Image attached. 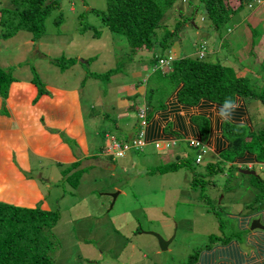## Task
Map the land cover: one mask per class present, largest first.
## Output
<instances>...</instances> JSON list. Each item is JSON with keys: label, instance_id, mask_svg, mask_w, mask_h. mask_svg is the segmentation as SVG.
Listing matches in <instances>:
<instances>
[{"label": "rangeland", "instance_id": "rangeland-1", "mask_svg": "<svg viewBox=\"0 0 264 264\" xmlns=\"http://www.w3.org/2000/svg\"><path fill=\"white\" fill-rule=\"evenodd\" d=\"M58 1L60 7L46 19L47 30L39 41L31 44V34L26 31L6 39L0 37V68L11 70L10 73L17 81H33L38 77L42 85L53 83L79 87L82 102L93 104L98 114L103 113L104 106L112 107L108 111L106 128L99 139L106 137L109 140L110 135L106 136V131L121 139L118 130L120 122H115L117 112L114 110L118 104H124L118 99L124 95L121 90L115 95L112 84L116 79L125 83L133 81L132 66L141 60L140 53H132L125 35L105 28L101 16L91 11V8L105 11L107 0ZM259 1L263 0H255L253 5L242 9L226 26L222 36L227 43L228 35L238 38L234 46L233 42L226 44L222 52L236 58L233 63L238 70L243 68L241 75H246L247 69L254 67V75L249 77L257 89L264 87V44L259 46L264 41V25L259 23L260 19H264V5ZM12 3L13 0H0V9H9L13 7ZM199 5L202 6L200 0H180L179 7L171 8L162 21L175 30L181 17H192L174 35V46L165 51H171L175 59L184 57V54L196 56L195 52L202 41H220L219 33L211 26L204 10H199ZM230 5L237 6V1H230ZM254 7L257 8L256 13L252 14ZM60 14L64 21L58 25L56 18ZM80 14L84 16L81 19ZM86 24L103 29L102 35L97 37L92 30L82 31L80 26ZM229 28L231 31H228ZM165 32V27L159 28L156 40L159 41ZM254 42L256 45L253 47ZM160 49L158 46L146 52L152 56ZM255 50L257 54L261 53L257 61H253V57L246 59L244 53ZM224 56L222 63L231 66L225 62ZM212 57L211 54L208 59L213 60ZM58 59L65 65V72L55 64ZM72 61L76 63L72 64ZM147 61L142 60L143 65L140 67L145 66ZM151 65L153 67L148 68L149 75L142 78L140 83L149 90V96L153 93L160 101L167 93V88L162 81L160 85L164 89H161L158 84L160 80L153 70L154 64ZM113 68L119 72L114 74L111 81L97 76ZM161 69L163 72L169 70L167 67ZM18 87L28 89L31 93L36 91V87L30 84L15 86ZM153 87L156 88L151 90ZM152 106L159 107L155 100ZM248 107L254 120L253 125L259 129L264 124V104L252 98L248 99ZM94 124L102 127L104 122L98 116ZM137 136L138 132L133 139ZM177 150L187 151L185 157L196 158L199 153L197 148L189 147L181 140L168 151L147 145L143 150H132L124 157H112L115 158L113 161L101 153L96 158L101 160L86 170L78 187L67 180V168L56 170L52 165L46 168L44 164L39 169L41 177L38 181L51 209L60 213L59 221L51 233H46L51 239L50 253L55 263L191 264L192 257L200 248L211 245L213 234L226 237L240 232L238 216L254 212L251 208L255 207L251 205L260 193L254 176L244 174L240 169L236 171L227 164L224 171L212 177V184L204 183L194 187L196 178L186 167L175 172L150 173L156 166L177 160ZM202 159L201 164L194 163L199 172L205 171L206 163L216 161L217 157L211 152H204ZM255 170L264 179V168L256 166ZM50 172L57 174L52 175ZM62 172L66 175L65 179L60 176ZM50 177L51 183L45 181ZM200 177L199 180L207 179ZM116 192L119 195L114 202L112 194ZM220 222H223V228ZM151 232L166 240L173 238L166 250L161 248L159 239ZM242 235L246 237L247 234Z\"/></svg>", "mask_w": 264, "mask_h": 264}, {"label": "trees", "instance_id": "trees-1", "mask_svg": "<svg viewBox=\"0 0 264 264\" xmlns=\"http://www.w3.org/2000/svg\"><path fill=\"white\" fill-rule=\"evenodd\" d=\"M230 1H237V6L230 5ZM200 2L202 6H198L199 10H204L211 22V26L219 33L220 41L216 43L202 41L198 45L199 48L197 50L198 52L203 51V57L197 52L196 56L187 55L176 58L172 67L167 72L159 70L163 72L162 77L170 83L174 90L177 89L178 100L184 105L194 106L202 100L223 105L226 99L230 98L236 101L238 96L250 99L256 98L264 104V87L257 89L250 77L241 76L233 66L222 63L221 59L224 54L225 57L231 55L223 52L220 55L217 54L218 49L223 50L226 44L230 45L228 36V43L226 42V38L224 40L222 37L226 26L234 20L242 9L249 7L254 0H200ZM107 3L105 11L98 10L97 8H91V11L101 16L102 25L105 28L111 32L125 35L132 53L147 50L153 51L159 46L161 49L150 58V62L154 66L158 63L161 56L168 54L165 51L170 50L174 46V35L186 23L192 20L191 16L184 19L181 17L174 27L175 30L170 29L168 25L162 23L171 8L174 6L179 7L180 0H107ZM12 5L13 7L9 9H0V37L6 39L15 36L20 31H26L31 34V39L34 42L39 41L46 33V19L55 9L60 7L58 0H13ZM83 17V14L79 15L80 19ZM63 21V15L60 14L56 18V23L60 25ZM161 27H165L166 32L158 41L155 36L157 30ZM80 29L82 31L92 30L93 35L97 37H100L104 31L93 24L81 25ZM255 45L254 42L253 47ZM211 54L214 56V58L212 57L213 60L208 59L211 57ZM71 63L75 64L76 62L72 61ZM55 64L61 69H65V65L61 60L58 59V61H55ZM10 72L11 70L0 68V93L4 99L9 95L11 84L17 81ZM118 72V69L113 68L103 74L99 73L97 76L105 80L110 79L112 75ZM33 83L39 88L38 95L34 100V102H37L47 90L38 77L33 79ZM24 85L26 86L27 84ZM152 104L153 97L150 94L147 98L148 110L150 112L148 111L147 113L146 122L147 118L151 116ZM244 113V108L240 107L237 109L239 118ZM248 113V116H250V109ZM137 115L140 129L142 119L139 117V111ZM196 121L199 124L200 132L207 137L210 132L209 120L199 116L196 117ZM253 122L254 120L251 115L249 124L244 122H226L224 124L223 134L228 140V146L221 152L219 160L206 163L205 171L199 172L194 166V163L201 164L203 160L197 163L196 159L202 154V150L197 148L199 153L196 158L177 157V160L173 162L154 167L150 173L175 172L186 167L193 172V176L196 178L194 180L195 187L204 183L207 185L212 184V177L224 171L227 164L232 169H236V171L240 169L241 163L252 161L255 164H264V124L259 129H256ZM145 138L148 140L147 131ZM253 156L254 160L251 158ZM89 167L84 165L82 160L66 166L67 180L74 187H78L83 174ZM200 176H204L207 179L202 178L199 180ZM253 179H255V182L260 187V193L251 205L255 207L251 208L254 212L243 213L238 216L240 232L237 231L226 237L213 234L214 239L211 245L200 248L196 255L192 257L191 264L200 262L199 259L203 257V253L207 249L211 250L212 247H225L228 245L232 249L220 251L218 256L222 260H243L240 258V246L242 243H247L246 238L249 232H251L249 231V226L251 225V221L249 220L255 219L256 216L251 219L253 213L264 210V179L258 174ZM59 218L60 213L53 209H45L39 205L35 207L18 206L0 201V264H56L50 253L51 239L48 238L46 233H51ZM260 218L262 219L261 222L264 223V217L260 216ZM220 227H224L223 222H220ZM243 233L247 234L246 237L242 235ZM207 252L205 253V255L207 254L206 256H208ZM236 253L237 255L234 256ZM205 261H208L210 264L215 260Z\"/></svg>", "mask_w": 264, "mask_h": 264}, {"label": "crops", "instance_id": "crops-1", "mask_svg": "<svg viewBox=\"0 0 264 264\" xmlns=\"http://www.w3.org/2000/svg\"><path fill=\"white\" fill-rule=\"evenodd\" d=\"M256 9L252 14L256 13ZM259 23L264 25V19H260ZM228 38L230 44L232 42L234 44L238 39L229 35ZM33 43L35 42L31 39V44ZM263 44L264 41L260 42L259 46L262 47ZM256 48L259 49V47ZM222 51V49H218L217 54L220 55ZM197 52L198 50H196L195 55ZM139 53L141 60L132 66L134 68L131 72L133 81L125 83L123 80L120 82L116 79L112 84L115 95L119 90L124 95V97L118 98L124 104H118L117 109L114 110L117 112L115 122H120L118 123V130L121 139L107 131L106 136L110 135L109 140L106 137L102 140L99 139L106 128L108 111L112 107L104 106L103 113L98 114L93 108V104L82 102V91L79 87L71 88V86L63 84L45 83L46 93L37 102H34L39 88L33 81H15L11 84L6 99L0 94V201L18 206L35 207L39 205L45 209H51L38 181L41 177L39 169L43 168L44 164L46 168L52 165L57 170L82 160L84 165L93 167L99 162L97 160H101L100 158L96 159L101 153L103 156L113 157L105 154L111 138L118 139L120 142H129L136 136L139 132L137 112L141 106L147 104L149 96V90L140 82L142 78L145 79L149 75L148 68L153 67L149 60L151 56L146 51ZM244 55L246 59L253 57V61H257V57L259 58L261 53L257 54L256 50L254 52L246 51ZM235 59L232 56L225 57V62L232 64L231 66L241 75L243 68L240 70L236 68L233 63ZM142 60L148 61L145 66L140 67L143 65ZM162 73L161 71L155 72L158 81L160 80L158 84L160 85L164 81L167 93L163 98L160 97V101L152 95L153 101L155 100L159 107H153L150 118H147L146 131L149 145H153L158 140L177 139L186 142L189 147L201 149L202 146H206V152H211L218 160L221 152L228 146V140L223 134L224 124L226 122L250 123L251 114L248 116L249 109H246L249 108L248 99L250 98L238 96L236 102L239 107L232 112L230 120L222 121L216 115L221 105L214 102L202 100L194 106L181 104L177 97V89L174 90L170 83L166 82L167 80L162 77ZM250 75H254V67H249L247 74L241 76L249 77ZM113 76L109 79L110 81ZM118 82L120 85L117 87ZM19 84L33 85L36 87V91L31 93L23 87L15 88ZM156 87L151 88V90ZM161 89L164 88L161 87ZM240 107L245 109L241 118L237 115V109ZM98 116L104 122L102 127L94 124ZM199 116L207 118L210 122V132L207 137L200 132L199 124L196 121V117ZM99 148H101L100 152H98ZM96 152L99 154H95ZM176 152H178L177 157H185L187 153V151L179 150ZM251 158L254 160V156ZM113 160L115 158H112ZM109 166L113 165L109 164ZM256 166L261 169L264 168V164H255L252 161L240 164V168L254 171H256ZM50 173L52 175L57 174V172ZM60 176L62 179L66 178L63 172L60 173ZM45 181L51 183L52 177L46 178ZM254 216H256L255 219L262 220L260 216L264 217V210L253 213L251 219ZM249 221L252 223L253 220ZM246 239L247 243L243 244L245 247L240 246V258L243 260H222L218 253L231 250L232 248L228 245L212 247L211 250L207 249L208 252H206L209 257L206 256L207 254L205 255V252L204 255L202 254L203 257L199 259L200 262L195 264H209L205 260H215L210 264H264V228L251 229ZM236 255L237 253L234 256Z\"/></svg>", "mask_w": 264, "mask_h": 264}, {"label": "built area", "instance_id": "built-area-1", "mask_svg": "<svg viewBox=\"0 0 264 264\" xmlns=\"http://www.w3.org/2000/svg\"><path fill=\"white\" fill-rule=\"evenodd\" d=\"M264 4V0L260 1ZM199 55L201 57L204 56L203 51L201 50L199 52ZM175 61V58L172 56L171 51L168 52L167 55H163L159 58L158 63L154 66L155 72L156 70H162L161 68L167 67L170 69ZM158 68V69H156ZM163 71V70H162ZM148 113V107L144 105L140 111H139V117L142 119V126L139 129L138 136L130 140L129 142H126L125 144L121 143L118 139H113L111 138L110 144L105 150V154L114 156V157H123L126 155L128 150H143L147 145L150 143L148 140L145 138V133H146V127H147V122H146V116ZM177 139H172V140H158L153 143L156 149L158 150H171L174 146L178 144ZM206 146H202L201 150L202 153L206 152ZM202 160V154L199 155V157L196 159V161L199 163Z\"/></svg>", "mask_w": 264, "mask_h": 264}, {"label": "water", "instance_id": "water-1", "mask_svg": "<svg viewBox=\"0 0 264 264\" xmlns=\"http://www.w3.org/2000/svg\"><path fill=\"white\" fill-rule=\"evenodd\" d=\"M240 171L244 174H248V175H253V176H256V171L254 170H251V169H245V168H240ZM119 193L116 192V193H113L112 196L114 198V202L116 201V198L118 197ZM113 202V203H114ZM256 228H264V224L261 222L260 219H254L251 223V229H256ZM153 235H155L158 239H159V242H160V246L163 250H166L167 247L169 246V244L172 242L173 238H171L170 240H166L164 239L161 235L157 234V233H154V232H151ZM245 245V244H244ZM243 245V246H244ZM245 247V246H244Z\"/></svg>", "mask_w": 264, "mask_h": 264}, {"label": "clouds", "instance_id": "clouds-1", "mask_svg": "<svg viewBox=\"0 0 264 264\" xmlns=\"http://www.w3.org/2000/svg\"><path fill=\"white\" fill-rule=\"evenodd\" d=\"M254 2H255V0H254ZM254 2L252 3V4H250V6L251 5H253L254 4ZM259 3H260V1H259ZM264 5V4H263ZM198 54H199V52H198ZM237 107H239V104L236 102V101H234V100H232V99H226L225 100V102L223 103V105H221L220 107H219V109L217 110V112H216V115L217 116H219L220 117V119L222 120V121H227V120H230L231 119V116H232V112L237 108ZM128 151H130V150H128ZM127 151V152H128ZM127 154V153H126ZM114 157V156H113ZM124 157V156H123ZM117 158H120V157H117ZM198 163V162H197ZM200 163V162H199Z\"/></svg>", "mask_w": 264, "mask_h": 264}]
</instances>
